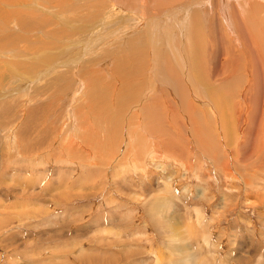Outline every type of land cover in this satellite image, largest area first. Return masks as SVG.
Returning <instances> with one entry per match:
<instances>
[{
    "label": "rangeland",
    "instance_id": "1",
    "mask_svg": "<svg viewBox=\"0 0 264 264\" xmlns=\"http://www.w3.org/2000/svg\"><path fill=\"white\" fill-rule=\"evenodd\" d=\"M192 1L143 0L139 12L118 0H0V264H264V137L248 141L244 112L236 139L177 137L174 124L188 123L166 103L176 94L138 65L141 29L175 9L194 22L202 99H213L207 52L228 38L216 22L225 8L200 0L190 11ZM242 89L233 102L245 107ZM151 107L164 115L154 132L143 129L157 123ZM104 110L120 135L93 162Z\"/></svg>",
    "mask_w": 264,
    "mask_h": 264
},
{
    "label": "bare ground",
    "instance_id": "2",
    "mask_svg": "<svg viewBox=\"0 0 264 264\" xmlns=\"http://www.w3.org/2000/svg\"><path fill=\"white\" fill-rule=\"evenodd\" d=\"M118 1L133 7L136 11H139L138 8H141V12L145 11L143 8V0ZM214 1L216 4L220 2V5L225 8V14L221 15L224 24L218 22L220 16H217L216 22L219 27H222V25L225 26L224 31L227 33L228 38L226 37L224 39L223 37H220V41L222 42L220 44V38L217 34L213 46L207 52L209 88L211 89L210 93L214 95L210 102L205 103L202 99V97H209V93L205 92L203 88V62L201 59H197L195 53L196 47H193V40H191L194 22L189 21L188 27L180 24L175 9H171L168 12L163 10L157 11L156 13L159 15V26L148 28L147 30L149 32H146L143 28L141 29V32L143 33L135 50L138 65L141 70L142 68L145 69V72L142 71V73L146 74L145 79H148L150 83L156 84L160 78V81L162 80L163 83L169 84L168 86L171 87V89H173L172 91L176 94L178 104H176L169 95L164 97L165 99L167 98L166 103L168 104L169 109L173 111L174 117L178 120L177 117L180 116L179 118L188 123L178 122V124H174L175 127L178 125L183 130L177 137L186 140L188 136L191 135L194 139H197L198 143H205L207 137L216 139L217 136L215 137V135H217L216 133L218 132L223 139H225L227 135L230 137L226 138L236 139L237 117L241 116L240 112H244L245 117L242 119L245 123L242 122L245 125L244 135L250 143L258 146V141L261 139L258 135H262V138L264 137V131H262L261 134L258 131V129L264 124V101H262L264 98V0H239L242 3V8L232 7L236 9V12L234 13H232L233 9H230V2H236L237 0ZM200 2V0H193L190 11L198 7ZM170 24L174 25L165 28ZM230 28H236L237 33H240V36H236ZM144 33L146 36H143ZM152 35L155 36L153 41ZM221 35H223L222 32ZM237 38L248 39V43H246L245 46L242 45L241 42L235 43ZM155 41H157L159 45L156 51H154L152 45ZM149 58H152V60ZM151 62L154 66H151L152 68L149 69ZM132 79L133 85L136 86L138 83V76L133 75ZM212 83H215L216 85ZM253 86H255V89L252 90L251 88ZM242 87H244V90L242 89L240 95L243 98L242 102L246 101V104L244 102L246 105L245 107L240 103L236 104L233 102L236 91ZM250 89L251 92H249ZM242 94H245V96H242ZM160 98L158 97L157 99ZM90 102L95 103L96 98L93 97ZM211 102L216 103L217 107L215 106L216 108H213L210 104ZM241 107L244 108L241 110ZM112 112L114 111H111V113ZM144 112L146 113V111ZM155 112L156 109L151 107L148 115H155L157 123L151 125L149 120L145 119L143 129L148 128L150 132L159 129V120H161L164 115L160 113V108L159 115ZM109 113L110 112L106 114V110L101 112L104 127L102 131L103 139H100L101 141L96 140L91 144V148L94 149L91 150L93 153L91 154V161L93 162H95L97 158L100 160L99 157L101 155V157H103L104 154L111 155L113 153L114 148L111 150V145H114L115 143L112 142V139L110 142L111 144H109L108 141L118 125L115 124V119L112 122L109 116L107 117ZM98 115L99 112H96L95 116L97 117ZM241 118L242 117H240V119ZM107 119L108 126L105 124L107 123ZM226 120L228 121L230 128L228 132H225L223 128V124ZM247 120L248 123H246ZM109 122H112L110 124L112 126H109ZM239 122L241 121L239 120ZM163 128L168 130L169 127L163 123ZM117 129L115 131H117ZM216 129L217 132L215 131ZM105 133L107 138H105ZM114 135L118 137L120 132L118 131V136L113 133V139L115 138ZM132 141L130 145L129 143H126V147L130 146L132 149ZM168 142L170 141L168 140ZM113 145L112 147H114ZM261 145H264V139L261 140ZM69 146L70 145H68L67 148ZM107 146L108 148H106ZM117 147L123 148L125 145H119ZM110 151H112V153ZM251 151H254V149H251ZM163 195L164 194L159 196L161 197L160 199H162Z\"/></svg>",
    "mask_w": 264,
    "mask_h": 264
}]
</instances>
